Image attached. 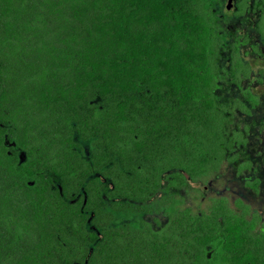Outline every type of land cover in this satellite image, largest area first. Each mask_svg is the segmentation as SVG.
<instances>
[{
  "label": "trees",
  "instance_id": "1",
  "mask_svg": "<svg viewBox=\"0 0 264 264\" xmlns=\"http://www.w3.org/2000/svg\"><path fill=\"white\" fill-rule=\"evenodd\" d=\"M224 2L0 0V264H264L243 201L155 212L245 141L216 86L249 67L247 0Z\"/></svg>",
  "mask_w": 264,
  "mask_h": 264
},
{
  "label": "rangeland",
  "instance_id": "2",
  "mask_svg": "<svg viewBox=\"0 0 264 264\" xmlns=\"http://www.w3.org/2000/svg\"><path fill=\"white\" fill-rule=\"evenodd\" d=\"M226 95L243 98L240 91H232ZM246 106L251 107L250 104ZM252 110L254 119L256 115H261L262 109L259 107ZM252 116L240 113L232 121V126L242 131V137L245 138L244 143L238 147V158L234 161H224L219 171L199 177L196 182H188L181 187L166 190L156 203L157 214L164 210L172 211L186 206L194 210L207 208L212 197L223 195L228 197L232 207H240L239 202L243 201L253 210L259 211L263 216L264 224V166L261 163L263 156L252 154L247 135L251 129ZM254 130H257L256 126ZM249 162L251 166L248 165ZM168 198L170 201L164 203V200Z\"/></svg>",
  "mask_w": 264,
  "mask_h": 264
},
{
  "label": "flooded vegetation",
  "instance_id": "3",
  "mask_svg": "<svg viewBox=\"0 0 264 264\" xmlns=\"http://www.w3.org/2000/svg\"><path fill=\"white\" fill-rule=\"evenodd\" d=\"M225 0L222 15H234L238 11L239 0ZM244 39L240 47L242 58L246 60V69H222L218 77L216 91L220 100H237L235 96L229 97L226 93L240 91L243 98L241 102L250 104L252 108L262 109L260 116H255L253 110L251 129L247 132L253 155L263 156L261 163L264 166V0H247L246 22L243 26ZM234 37L231 38L232 43ZM221 55L226 59L231 58L230 51L225 50ZM239 82H238V81ZM239 83V84H238ZM240 101V98H238ZM226 101V102H228ZM239 104H242V103ZM238 104V106H239ZM255 121V122H252ZM257 127V130L255 129ZM250 184H252L250 182Z\"/></svg>",
  "mask_w": 264,
  "mask_h": 264
},
{
  "label": "water",
  "instance_id": "4",
  "mask_svg": "<svg viewBox=\"0 0 264 264\" xmlns=\"http://www.w3.org/2000/svg\"><path fill=\"white\" fill-rule=\"evenodd\" d=\"M232 3V1L230 0V4Z\"/></svg>",
  "mask_w": 264,
  "mask_h": 264
}]
</instances>
